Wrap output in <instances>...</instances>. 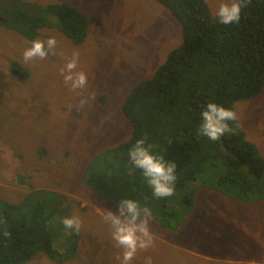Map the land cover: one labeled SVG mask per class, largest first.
<instances>
[{"label": "rangeland", "instance_id": "obj_1", "mask_svg": "<svg viewBox=\"0 0 264 264\" xmlns=\"http://www.w3.org/2000/svg\"><path fill=\"white\" fill-rule=\"evenodd\" d=\"M56 1L61 0H0V12L6 4ZM62 1L87 16V37L74 44L58 29L42 28L38 39L57 40L55 55L45 59L25 62L31 42L0 21V202L51 211L49 224L61 251L70 242L62 220L82 222L69 258L55 262L38 251L24 264H122L124 249L104 220L107 211L118 214L119 204L87 186L85 171L97 152L129 137L124 97L181 43V28L155 0ZM205 1L212 14L231 2ZM74 52L79 53L76 71L88 77L83 89L73 90L61 74ZM13 64L27 72L24 81L9 71ZM234 111L238 126L264 156V87L237 101ZM223 171L219 162L203 163L201 176L173 200L177 228L166 230L149 219L153 246L139 250L130 264H146L148 257L152 264H264V174L255 180L254 195L245 198L228 184L219 189L202 184ZM190 187L195 193L189 206L179 199Z\"/></svg>", "mask_w": 264, "mask_h": 264}, {"label": "trees", "instance_id": "obj_2", "mask_svg": "<svg viewBox=\"0 0 264 264\" xmlns=\"http://www.w3.org/2000/svg\"><path fill=\"white\" fill-rule=\"evenodd\" d=\"M155 1L180 24L181 43L167 52L151 76L130 88L121 105L130 135L92 156L84 182L117 204L122 199L138 201L151 210L150 220L175 230L179 221L173 200L201 176L206 161L219 162L224 170L218 178L202 181L206 188L228 184L245 198L254 195L255 180L264 174V156L237 120L229 122L231 132L219 141L198 133L207 103L234 110L237 101L255 97L264 87V0H245L239 23L231 25L220 23L205 0ZM0 13L7 18L2 23L29 42L38 39L42 28L58 29L74 44L87 37V16L62 0L6 4ZM145 136L153 154L176 164L173 196L155 198L142 171L129 159L131 147ZM185 192L179 200L190 206L195 190L190 187ZM52 215L39 204L26 207L1 201L0 219L5 223H0V264H24L38 251L55 262L69 258L77 248L79 232L68 229V247L59 250L62 243L56 246L49 224Z\"/></svg>", "mask_w": 264, "mask_h": 264}, {"label": "clouds", "instance_id": "obj_3", "mask_svg": "<svg viewBox=\"0 0 264 264\" xmlns=\"http://www.w3.org/2000/svg\"><path fill=\"white\" fill-rule=\"evenodd\" d=\"M250 2V0H248ZM245 0H231L230 3H221L216 12L220 23L224 25L238 24L241 19L242 7H246ZM57 40L50 37L46 41L36 39L31 47L25 49L23 59L30 62L36 58L45 59L49 53L55 55ZM79 53L74 52L73 58L61 69L64 81L73 90L83 89L88 82L87 74L76 71ZM66 73V74H65ZM84 101H81L83 106ZM237 120V113L231 108H225L215 102H209L201 113V124L198 133L211 141H219L226 133L231 132L229 122ZM153 145L147 144V137L138 139L129 151V159L135 168L142 171L148 185L152 188L155 198H166L175 194L177 180L176 164L167 162L164 156L152 153ZM151 210L142 207L138 201L122 199L118 205V214L107 211L104 217L106 223L112 227V239L116 245L124 249L122 264H130L139 250H147L153 246V238L149 229ZM0 223H5L0 219ZM63 225L77 233L81 227L79 217L64 218ZM5 236L9 233L5 231ZM146 264H152L148 257Z\"/></svg>", "mask_w": 264, "mask_h": 264}, {"label": "flooded vegetation", "instance_id": "obj_4", "mask_svg": "<svg viewBox=\"0 0 264 264\" xmlns=\"http://www.w3.org/2000/svg\"><path fill=\"white\" fill-rule=\"evenodd\" d=\"M2 22V21H1ZM13 30V29H12ZM12 69V70H11ZM14 70H22L21 72L23 73V77H19L17 76L16 73H14ZM9 71L11 72L12 75H14L18 80H20L21 82L24 81L26 79V75L27 72L25 70L22 69V67L19 64H13L10 68Z\"/></svg>", "mask_w": 264, "mask_h": 264}, {"label": "water", "instance_id": "obj_5", "mask_svg": "<svg viewBox=\"0 0 264 264\" xmlns=\"http://www.w3.org/2000/svg\"><path fill=\"white\" fill-rule=\"evenodd\" d=\"M6 20H7L6 17H3V16L0 15V21H6ZM14 73H16L17 76H19V77H23V73L21 71H19V70H14Z\"/></svg>", "mask_w": 264, "mask_h": 264}, {"label": "bare ground", "instance_id": "obj_6", "mask_svg": "<svg viewBox=\"0 0 264 264\" xmlns=\"http://www.w3.org/2000/svg\"><path fill=\"white\" fill-rule=\"evenodd\" d=\"M12 70V69H11ZM233 197V196H232ZM234 245V244H233ZM233 248H235V247H233ZM238 248V247H237Z\"/></svg>", "mask_w": 264, "mask_h": 264}]
</instances>
